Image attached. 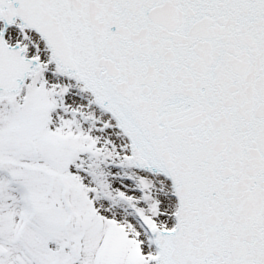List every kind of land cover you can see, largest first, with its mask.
<instances>
[{
	"label": "snow or ice",
	"instance_id": "1",
	"mask_svg": "<svg viewBox=\"0 0 264 264\" xmlns=\"http://www.w3.org/2000/svg\"><path fill=\"white\" fill-rule=\"evenodd\" d=\"M0 264H264V0H0Z\"/></svg>",
	"mask_w": 264,
	"mask_h": 264
}]
</instances>
